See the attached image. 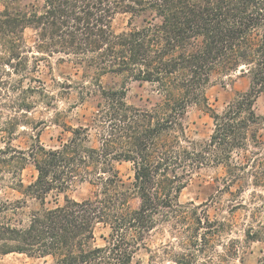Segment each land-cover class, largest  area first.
Returning <instances> with one entry per match:
<instances>
[{"label": "trees", "instance_id": "16d2710c", "mask_svg": "<svg viewBox=\"0 0 264 264\" xmlns=\"http://www.w3.org/2000/svg\"><path fill=\"white\" fill-rule=\"evenodd\" d=\"M1 1L3 70L27 78L28 91L53 100L57 95L33 75L37 66H29L30 60H39L38 54L67 56L80 75L55 80L58 96L74 94L73 105L90 102L94 110L59 147L47 148L34 138L27 150L0 148L2 177L8 172L16 179L29 162L37 171L31 183L21 178L15 183L22 198L0 196V255L51 258L46 264H132L147 236L168 225L176 244L152 257L161 255L170 264H215L216 254L224 263L239 253L238 239L225 242L224 236L232 234L237 225L232 215L240 209L249 218L245 241L264 243V116L256 111L264 93V0ZM119 14L129 15L128 28L117 32ZM26 29L34 31L33 46L26 42ZM241 67L249 76L248 90L222 111L211 108L206 91L212 76ZM117 76L122 84L104 81ZM130 80L153 86V106L128 102ZM191 105L213 120L205 140L187 133L183 119ZM121 162L132 165L130 182L118 171ZM206 167L225 170L211 200L224 193L234 197L229 216L212 217L209 202H180L188 181ZM85 181L98 187L93 197L67 194ZM52 194H64L63 201L48 206ZM29 199L40 207L28 212ZM100 224L109 228L103 246L95 244Z\"/></svg>", "mask_w": 264, "mask_h": 264}, {"label": "rangeland", "instance_id": "374dc122", "mask_svg": "<svg viewBox=\"0 0 264 264\" xmlns=\"http://www.w3.org/2000/svg\"><path fill=\"white\" fill-rule=\"evenodd\" d=\"M1 9H3V4L0 0ZM128 18V14H119L114 21V29L117 32L127 29ZM25 39L28 45L33 46L34 31L26 29ZM38 55L40 59L37 61L30 60L29 66L34 64L37 66V71L33 75L44 82V86L49 93L57 95L53 100L44 99L39 93L28 91L30 81L27 78H22L21 75L6 73L0 60V148L10 144L18 149L27 150L35 142L34 138L39 139L47 148L59 147L63 141L72 135L71 130L73 128L87 124V120L94 110V106L90 102L73 105L74 94L71 99L58 96L60 87L55 80L67 81L68 78L76 80L80 75L79 68L69 57L60 54ZM8 68L11 67L8 66ZM244 70L245 68L241 67L231 73H216L212 76V83L206 91L211 108L222 111L232 98L248 90L250 80ZM104 81L110 84L116 83V85L124 82L122 76L108 77ZM33 84L35 86L40 85L39 83ZM126 90L128 102L143 107L153 106L157 98V93L149 83L130 80L126 83ZM256 111L264 116V93L260 95L256 102ZM183 121L187 133L192 139L205 140L212 132L213 120L209 113L200 106H189ZM9 132H12V135ZM91 134L92 143L95 144V130H92ZM262 134L264 136V130H262ZM117 168L126 182L132 180L133 170L130 162L118 163ZM36 175L37 171L30 162L23 170L19 171L16 179H14L16 175L13 173L5 172L3 177L0 174L1 198L10 201L22 198V193L15 186L18 178H21L23 183L27 185L35 179ZM224 176L225 170L223 167L201 169L192 176L182 190L180 202L183 204L194 202L197 205L209 202L208 212L212 217L229 216L228 210L235 204L234 197L224 193L220 198H215L216 202L211 200L218 195L217 190L219 186L223 185L222 178ZM235 186L233 189L236 188ZM97 189L98 187L91 182H76L67 191V194L77 200H83L93 197ZM252 189V187L246 188L243 198L247 199ZM57 198L62 202L64 194L59 196L49 195L47 205H54ZM28 201V207H26L28 212L40 207L38 201L33 199ZM245 213L246 211L242 209L233 213L232 217L237 225L233 228L232 234L224 236L225 242L228 241V237L238 239L239 242H237V245L234 244V247L239 250V253L232 255L233 257L228 256L224 263L214 254L215 264H260V260L264 256V243L261 241H245L244 223L249 220L248 215H245ZM108 232L109 228L107 226L98 225L95 230V244L103 246L105 244L103 236H106ZM145 242L146 247L140 248L132 264H170L166 257L161 255L152 257L158 250L162 251L166 244L176 242L170 234L168 225L160 226L152 231ZM217 252H223L221 246H217ZM32 263H51V258L37 259L21 253L0 255V264Z\"/></svg>", "mask_w": 264, "mask_h": 264}]
</instances>
